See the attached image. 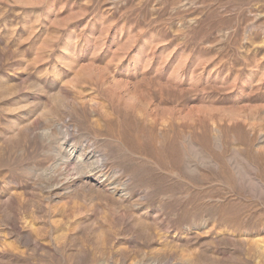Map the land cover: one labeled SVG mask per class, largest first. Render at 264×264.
I'll return each mask as SVG.
<instances>
[{"label":"rangeland","instance_id":"rangeland-1","mask_svg":"<svg viewBox=\"0 0 264 264\" xmlns=\"http://www.w3.org/2000/svg\"><path fill=\"white\" fill-rule=\"evenodd\" d=\"M0 264H264V0H0Z\"/></svg>","mask_w":264,"mask_h":264},{"label":"bare ground","instance_id":"bare-ground-1","mask_svg":"<svg viewBox=\"0 0 264 264\" xmlns=\"http://www.w3.org/2000/svg\"><path fill=\"white\" fill-rule=\"evenodd\" d=\"M68 156H69V155H68ZM78 157H79V158H82V157H81V154H80V156H78ZM84 157H85V156H84ZM82 159H83V158H82ZM79 160H80V159H79ZM76 162H77V161H76ZM78 162H79V161H78ZM101 163H102V162H101ZM79 164H81V163H79ZM96 165H97V164H96ZM98 165H99V164H98ZM77 166H78V165H77ZM77 166H76V167H77ZM100 166H102V165H100ZM100 166H98V167H100ZM100 168H101V167H100ZM100 180H101V179H100Z\"/></svg>","mask_w":264,"mask_h":264}]
</instances>
